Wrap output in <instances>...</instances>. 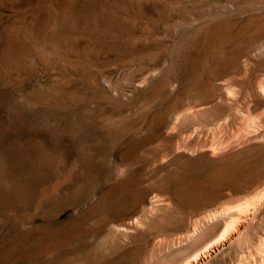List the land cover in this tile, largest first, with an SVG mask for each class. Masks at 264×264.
Here are the masks:
<instances>
[{"label":"rangeland","instance_id":"374dc122","mask_svg":"<svg viewBox=\"0 0 264 264\" xmlns=\"http://www.w3.org/2000/svg\"><path fill=\"white\" fill-rule=\"evenodd\" d=\"M253 44L264 0H0V264L258 260Z\"/></svg>","mask_w":264,"mask_h":264},{"label":"bare ground","instance_id":"6f19581e","mask_svg":"<svg viewBox=\"0 0 264 264\" xmlns=\"http://www.w3.org/2000/svg\"><path fill=\"white\" fill-rule=\"evenodd\" d=\"M249 47V49H247L246 50V55H251V54H253L254 55V57L255 58H264V48H262V47H260V46H257V45H250V46H248ZM244 54V53H243ZM246 57H248V56H246ZM257 58V59H258ZM253 59V58H252ZM247 60V59H246ZM262 60V59H261ZM145 77H147V76H145ZM260 79V78H259ZM254 83V82H253ZM252 83V84H253ZM258 84H259V86L261 87V88H263L264 89V78L263 79H261V80H259L258 81ZM252 86V85H251ZM252 88L254 89V86H252ZM222 91V90H221ZM255 91V90H254ZM221 95V94H220ZM255 95H257V92H256V94ZM258 98V97H257ZM225 99V98H224ZM228 99H230V98H228ZM232 100V99H231ZM246 126V125H245ZM244 126V127H245ZM245 129V128H244ZM213 214V213H212ZM214 217H215V214H214ZM232 221V220H231ZM217 238V237H216ZM257 253H258V255H257V257H258V260H256L255 258H256V256L254 255V254H252V252H248V254H246V255H242V257L241 258H243L244 257V259L245 260H243V262H242V260L239 262V263H237V264H264V236H260V238H259V240H258V242H257ZM211 250V248H210V245H206L202 250H201V252H199L200 253V255H199V253H197L196 255H195V257H194V260H196V259H199V258H201V257H204V256H206V255H208V253H209V251ZM240 258V259H241ZM194 262V261H193ZM242 262V263H241Z\"/></svg>","mask_w":264,"mask_h":264}]
</instances>
